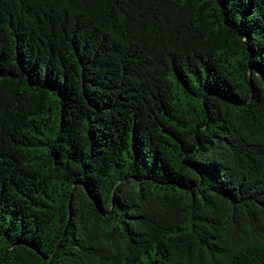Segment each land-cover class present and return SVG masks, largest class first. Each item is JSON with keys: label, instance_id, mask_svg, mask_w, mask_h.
<instances>
[{"label": "trees", "instance_id": "trees-1", "mask_svg": "<svg viewBox=\"0 0 264 264\" xmlns=\"http://www.w3.org/2000/svg\"><path fill=\"white\" fill-rule=\"evenodd\" d=\"M0 264H264V0H0Z\"/></svg>", "mask_w": 264, "mask_h": 264}]
</instances>
